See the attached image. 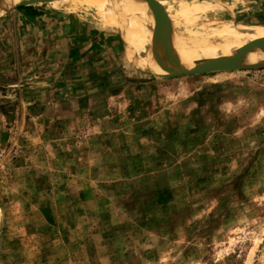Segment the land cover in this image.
Listing matches in <instances>:
<instances>
[{
    "label": "rangeland",
    "instance_id": "1",
    "mask_svg": "<svg viewBox=\"0 0 264 264\" xmlns=\"http://www.w3.org/2000/svg\"><path fill=\"white\" fill-rule=\"evenodd\" d=\"M28 4L109 28L87 4ZM188 10L165 11L170 30L264 26ZM116 35L117 62H103L107 50L87 64L81 83L99 86L81 88V117L66 124L24 98L48 58L27 57L29 43L19 65L0 54L15 69L0 82L26 88L0 90L11 113L0 120V264H264V69L162 77ZM3 38L0 51L17 47Z\"/></svg>",
    "mask_w": 264,
    "mask_h": 264
},
{
    "label": "crops",
    "instance_id": "2",
    "mask_svg": "<svg viewBox=\"0 0 264 264\" xmlns=\"http://www.w3.org/2000/svg\"><path fill=\"white\" fill-rule=\"evenodd\" d=\"M179 1L185 8L182 6L178 9L174 8L175 10L189 9L188 11L197 14L198 9L205 8V10H201L202 13L212 21L217 17L219 21L239 24H264V0H207L205 1L208 3L205 4L206 6L198 2L190 4L188 0ZM87 25L86 22H81L80 19L78 20L68 12L52 9L46 4L18 6L0 20V44L2 43L1 39L5 37L3 41L8 40L9 44L17 46L15 49L9 50L7 52L9 54L6 53L7 47H5V51H0V54L7 57L12 54L18 58L19 65L20 58L24 56L21 44L29 43L30 51L26 54L27 57L44 55L48 58L46 66L50 69L49 75L46 80L40 81L32 72L33 76H30L29 91H27L29 96L24 98L29 104L36 105L34 106L35 110L44 105L47 108L51 106L55 109L56 111L51 113L49 120L55 118L66 124V121L81 117V105L87 99L86 95H81V88L99 86V80L95 83V79L94 84L81 83V72L86 71L85 67L87 64H91V60L96 59L94 58L96 55L101 62V57L106 54L107 50L109 55L107 52L108 56H104L103 62L116 61L120 50L116 31L110 28L88 27ZM36 64L38 65V62ZM7 65L6 62L0 63V79H2V73L7 75L11 70L15 71L11 64L8 67ZM50 75H52L49 77L51 80L48 78ZM40 76L41 73H38V77ZM143 81L149 83L148 79ZM16 82L5 83L3 80L0 82V90L2 88L16 90L17 87L20 91L26 89L22 83ZM107 89L111 90L112 88L109 86ZM4 104L5 102L0 100V120L11 114L3 110ZM12 114L15 117L17 113L12 112Z\"/></svg>",
    "mask_w": 264,
    "mask_h": 264
},
{
    "label": "bare ground",
    "instance_id": "3",
    "mask_svg": "<svg viewBox=\"0 0 264 264\" xmlns=\"http://www.w3.org/2000/svg\"><path fill=\"white\" fill-rule=\"evenodd\" d=\"M44 1L56 9L68 2L94 8L103 24L123 33L129 48L140 57V66L185 68L197 60L225 58L234 52H240L246 62L264 59V26L234 25L212 36H187L170 30L163 16L166 10L182 7L179 0H143L142 7L134 0ZM17 2L0 0V16L4 8Z\"/></svg>",
    "mask_w": 264,
    "mask_h": 264
},
{
    "label": "water",
    "instance_id": "4",
    "mask_svg": "<svg viewBox=\"0 0 264 264\" xmlns=\"http://www.w3.org/2000/svg\"><path fill=\"white\" fill-rule=\"evenodd\" d=\"M35 1L37 0H19V2H17L15 5L21 6ZM136 2L139 7L143 6V0H136ZM11 6L13 5H8V7L4 8L3 14L7 13ZM122 38L126 46L127 54H129L131 59L137 63V61L141 60L140 57L132 52V49L129 48L128 44L124 40L125 38L123 33ZM237 53L238 54L236 57H213L197 60L195 61L193 66L185 68H159L153 66H142V68L149 73L156 74L162 77H179L184 75L197 74L211 66H218L228 71L264 69V59L246 62L245 57L240 52Z\"/></svg>",
    "mask_w": 264,
    "mask_h": 264
}]
</instances>
